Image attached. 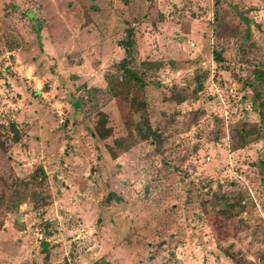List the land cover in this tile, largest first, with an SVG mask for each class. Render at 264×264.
<instances>
[{
	"label": "rangeland",
	"instance_id": "obj_1",
	"mask_svg": "<svg viewBox=\"0 0 264 264\" xmlns=\"http://www.w3.org/2000/svg\"><path fill=\"white\" fill-rule=\"evenodd\" d=\"M128 28L145 85L126 94ZM257 70L264 0H0V264H264Z\"/></svg>",
	"mask_w": 264,
	"mask_h": 264
},
{
	"label": "trees",
	"instance_id": "obj_2",
	"mask_svg": "<svg viewBox=\"0 0 264 264\" xmlns=\"http://www.w3.org/2000/svg\"><path fill=\"white\" fill-rule=\"evenodd\" d=\"M32 16V15H30ZM37 37H39V26L35 27ZM120 45L122 46L124 50V57L121 59L119 62V65L121 66V69L124 72V78L120 80L126 88H124L125 93L129 94V91L135 88V85L137 84V87H144L145 85V80L144 78L134 70L131 66H129V63L131 62V59L133 57L132 53L134 51V45H135V40H134V31L132 28H128L126 30L125 36L122 40H120ZM214 58L218 61H222L221 53L220 51L214 50ZM144 64L150 66L151 63H146ZM256 75H258L259 78L264 79V71L263 70H257L255 71ZM198 76H195L197 78ZM198 85L197 87L202 89V81L198 78L197 79ZM131 102L136 104V108H133L134 111L138 114L137 121L134 124V129H133V137L136 141H142V140H148L151 139L150 141L155 144V150H159L161 147V144L165 138L164 133L160 130L159 126H154L150 122L149 114L146 109V105L144 101H136L135 98H131ZM200 113H203L201 111L195 110V111H190L189 112V117H188V124H194ZM261 118L264 120V110H261L259 112ZM219 121L220 119L217 118ZM107 122V117L104 112H99L98 118L96 120V123L94 125L95 129V134L100 138V139H106L109 136L112 135L113 129L110 126H106ZM10 127L12 130V139L13 141H18L19 140V132L17 130L16 125L12 122L10 123ZM236 133L237 136L239 135L240 138L244 141L245 137L247 136L248 132L245 130L243 127H237L236 128ZM114 143H118V140L114 138ZM0 146L4 147L3 141L0 140ZM111 150V148H109ZM112 152V150H111ZM113 153V152H112ZM114 156V154H112ZM260 164L264 167V158L260 160ZM39 171H42L41 167H36L35 173H31V177L34 178L36 175H38ZM215 199L217 197H214ZM108 199V198H107ZM223 213V211H222ZM46 242L42 241V246L43 249L46 247ZM59 264H70L67 260H64L63 262Z\"/></svg>",
	"mask_w": 264,
	"mask_h": 264
},
{
	"label": "built area",
	"instance_id": "obj_3",
	"mask_svg": "<svg viewBox=\"0 0 264 264\" xmlns=\"http://www.w3.org/2000/svg\"><path fill=\"white\" fill-rule=\"evenodd\" d=\"M215 85L221 90V92L224 94L223 97H224L227 101L230 100L229 95H230V96H233V95H234V88H233L232 86H227V84H225V87H223V86H219V85L216 84V83H215ZM222 88H223V90H225V91H223ZM224 88H225V89H224ZM207 160H208V158H207Z\"/></svg>",
	"mask_w": 264,
	"mask_h": 264
}]
</instances>
